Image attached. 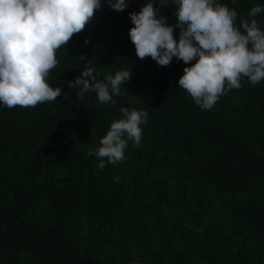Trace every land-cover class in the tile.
I'll return each mask as SVG.
<instances>
[{"label":"trees","instance_id":"1","mask_svg":"<svg viewBox=\"0 0 264 264\" xmlns=\"http://www.w3.org/2000/svg\"><path fill=\"white\" fill-rule=\"evenodd\" d=\"M101 2L56 52L48 82L61 97L0 104V264H264V81L243 78L202 110L178 85L183 61L137 57L129 13L147 0H126L123 11ZM216 2L235 8L237 24L264 7ZM173 12L159 14L175 23ZM255 18L264 30V12ZM89 64L98 80L130 70L115 106L69 89ZM121 107L147 111L141 143L100 169L87 152Z\"/></svg>","mask_w":264,"mask_h":264},{"label":"clouds","instance_id":"2","mask_svg":"<svg viewBox=\"0 0 264 264\" xmlns=\"http://www.w3.org/2000/svg\"><path fill=\"white\" fill-rule=\"evenodd\" d=\"M106 3L116 11L127 7L126 0ZM158 3L160 7H154L153 0H147L138 12L129 13L133 25L129 38L140 60L150 57L158 66H168L173 57L183 61L178 85L202 110L212 109L221 96L239 89L243 78L253 86L264 81V30L255 18L264 7H251L237 24L235 8L216 0ZM168 6L174 9L175 23L159 14ZM101 7V0H0V104L9 109L34 108L61 97L62 88L48 82L59 63L56 52L83 31ZM174 29H179L178 39ZM130 78L126 67L98 80L89 64L67 83L69 89H79L80 100L94 92L100 103L115 106L114 97L122 95L121 87ZM119 112L120 118L110 123L99 146L87 152L97 158L100 169L106 161L112 165L123 161L129 141L141 143L147 111L121 107Z\"/></svg>","mask_w":264,"mask_h":264}]
</instances>
